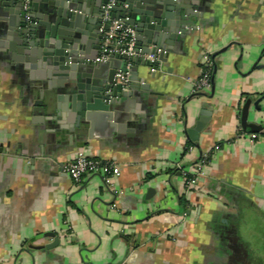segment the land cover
Listing matches in <instances>:
<instances>
[{"label": "crops", "instance_id": "1", "mask_svg": "<svg viewBox=\"0 0 264 264\" xmlns=\"http://www.w3.org/2000/svg\"><path fill=\"white\" fill-rule=\"evenodd\" d=\"M193 7L157 69L142 55L126 62L134 87L93 126L77 120L61 77L0 38V264H264V0ZM205 52L213 81L194 93ZM41 84L53 99L44 110ZM78 152L119 175L74 181L62 166ZM205 153L187 190L183 171ZM48 233L59 239L49 249Z\"/></svg>", "mask_w": 264, "mask_h": 264}, {"label": "water", "instance_id": "2", "mask_svg": "<svg viewBox=\"0 0 264 264\" xmlns=\"http://www.w3.org/2000/svg\"><path fill=\"white\" fill-rule=\"evenodd\" d=\"M196 0H117L109 9L111 18H122L133 26L136 46L142 55L153 53L157 62L166 60L165 44L171 40L167 32L183 31L186 22L196 15L193 6ZM107 0H30L24 8V0H0V38L11 42L9 48L20 53V59L29 62L31 68H48L47 74L61 77L70 92V108L77 113L78 121H89L101 113H115L117 97L123 90V83L116 81L115 73L126 70V62L133 61L126 55L113 54L106 62H95L102 31L109 26V20L102 21ZM126 5L123 7V5ZM119 9V11H118ZM127 14L125 15L121 14ZM172 37V36H171ZM5 45L0 41V47ZM153 46V47H151ZM90 47L97 50L90 51ZM120 59V65H114ZM147 66L157 69V63L145 60ZM109 67L106 76L103 70ZM131 66L130 69H134ZM135 73V72H133ZM129 76V80H136ZM211 78V82H212ZM132 88L134 85L129 84ZM128 88V89H129ZM39 89L40 109L51 108L53 99L46 86ZM123 95V94H122ZM257 106V102L254 103ZM243 127H246L242 119ZM204 120H198L188 129L191 137L198 138L204 127ZM252 131L258 126L248 124ZM151 192L152 190L149 189ZM51 243L44 248L55 247L59 239L55 234Z\"/></svg>", "mask_w": 264, "mask_h": 264}, {"label": "built area", "instance_id": "3", "mask_svg": "<svg viewBox=\"0 0 264 264\" xmlns=\"http://www.w3.org/2000/svg\"><path fill=\"white\" fill-rule=\"evenodd\" d=\"M30 0H24V8H27ZM117 4V0H107L103 6L104 14L103 23L109 20V26L102 31V37L99 43L97 55L94 57L95 62H106L113 54L126 55L129 58L142 55L140 49L136 46V34L133 26L127 24L122 18H111L109 9ZM126 6V5H124ZM152 64L157 63V57L153 53L142 55ZM202 70L200 75L193 81L194 93L202 92L211 86V57L208 52L202 56ZM130 60L128 61V63ZM126 66L125 71L118 70L115 73L116 81L123 83V86L128 87L129 71ZM257 133H249V137L256 138ZM218 148V145H215ZM209 154L205 153L195 163L191 175H187L183 171L185 177V187L187 190H193L197 186V176L201 174L203 166L208 162ZM63 171L74 181L79 182L85 175L99 174L108 179L109 176H117L120 171L117 165L108 160H103L99 157L88 155L84 152H78L74 158L62 166Z\"/></svg>", "mask_w": 264, "mask_h": 264}, {"label": "rangeland", "instance_id": "4", "mask_svg": "<svg viewBox=\"0 0 264 264\" xmlns=\"http://www.w3.org/2000/svg\"><path fill=\"white\" fill-rule=\"evenodd\" d=\"M260 248L262 249V246Z\"/></svg>", "mask_w": 264, "mask_h": 264}]
</instances>
